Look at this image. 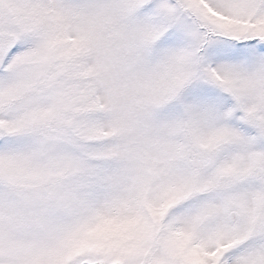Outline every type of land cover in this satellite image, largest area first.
Instances as JSON below:
<instances>
[{
	"label": "snow or ice",
	"instance_id": "6c2138e0",
	"mask_svg": "<svg viewBox=\"0 0 264 264\" xmlns=\"http://www.w3.org/2000/svg\"><path fill=\"white\" fill-rule=\"evenodd\" d=\"M0 264H264V0H0Z\"/></svg>",
	"mask_w": 264,
	"mask_h": 264
}]
</instances>
